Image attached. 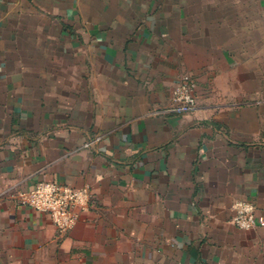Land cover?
<instances>
[{"label":"crops","instance_id":"crops-1","mask_svg":"<svg viewBox=\"0 0 264 264\" xmlns=\"http://www.w3.org/2000/svg\"><path fill=\"white\" fill-rule=\"evenodd\" d=\"M40 181L90 188L65 234L14 199ZM239 200L264 216V0H0V264H264Z\"/></svg>","mask_w":264,"mask_h":264},{"label":"built area","instance_id":"built-area-1","mask_svg":"<svg viewBox=\"0 0 264 264\" xmlns=\"http://www.w3.org/2000/svg\"><path fill=\"white\" fill-rule=\"evenodd\" d=\"M169 113L187 115L197 106L196 83L189 76H182L171 94ZM90 188L69 187L55 181H40L33 187L18 190L14 199L19 206L48 215L59 234H65L76 224L82 212L88 210ZM234 225L242 231L264 227V216L256 212L255 206L246 201L234 204Z\"/></svg>","mask_w":264,"mask_h":264}]
</instances>
